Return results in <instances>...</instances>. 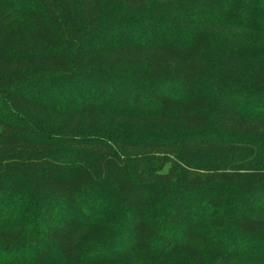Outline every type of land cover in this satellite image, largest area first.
<instances>
[{"label": "trees", "instance_id": "16d2710c", "mask_svg": "<svg viewBox=\"0 0 264 264\" xmlns=\"http://www.w3.org/2000/svg\"><path fill=\"white\" fill-rule=\"evenodd\" d=\"M254 255L264 0H0V264Z\"/></svg>", "mask_w": 264, "mask_h": 264}, {"label": "rangeland", "instance_id": "374dc122", "mask_svg": "<svg viewBox=\"0 0 264 264\" xmlns=\"http://www.w3.org/2000/svg\"><path fill=\"white\" fill-rule=\"evenodd\" d=\"M254 256L259 261L260 264H264V255H254ZM255 258H254V260H255ZM249 260H251V259H249Z\"/></svg>", "mask_w": 264, "mask_h": 264}]
</instances>
